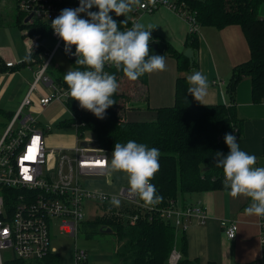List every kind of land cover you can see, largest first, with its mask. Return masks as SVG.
<instances>
[{"label": "trees", "instance_id": "1", "mask_svg": "<svg viewBox=\"0 0 264 264\" xmlns=\"http://www.w3.org/2000/svg\"><path fill=\"white\" fill-rule=\"evenodd\" d=\"M139 1H94L87 21L93 39L92 54L69 61L73 73L68 79L58 75L53 79L69 88L64 105L70 115L62 122L75 123L78 134L91 132L96 146L105 151L135 152L138 183L147 180L150 186V194L146 196L140 192L139 198L154 207H164L170 199L187 204L185 195L204 190L249 187L248 180L239 172L232 149L233 139L240 133L234 94L236 84L245 76L250 80L252 100L264 99V19L257 14L264 0H184L194 13L197 26L217 29L238 26L249 56L232 67L223 85L225 104L192 103L186 77L178 75L174 82L173 103L151 110L153 115L148 121L126 119L124 115L133 107L146 109L145 87L152 63L166 54L174 59L178 73L195 67L196 63L192 59L189 65L182 52L147 29L137 24L130 27L128 17ZM13 13L17 14L15 10ZM5 16L0 12V23L15 22ZM18 19L17 14L15 24L22 29ZM33 32L29 29L27 34ZM42 33V37L47 36L45 30ZM195 33L188 32L184 44L191 50L197 46ZM100 56L114 58L116 63L102 65L95 73L82 76L87 64L91 60L96 62ZM0 117L7 121L11 115L0 109ZM262 147L264 152V140ZM230 171L237 173L232 187L222 180ZM101 207L102 213L89 227L92 231H99L101 227L111 229L110 233L118 242L113 264H166L172 248L180 254L175 264H196L185 256L183 233L175 234L172 224L152 210L132 209L137 218L133 224H128L115 215L113 206L108 208L102 203ZM4 264H57V256L47 254L37 262L11 258ZM251 264H258L257 260Z\"/></svg>", "mask_w": 264, "mask_h": 264}, {"label": "built area", "instance_id": "2", "mask_svg": "<svg viewBox=\"0 0 264 264\" xmlns=\"http://www.w3.org/2000/svg\"><path fill=\"white\" fill-rule=\"evenodd\" d=\"M94 1L12 0L19 22L23 25L28 57L33 60L40 58L39 53L44 49L47 38L53 42V46L45 51V58L40 59L28 92L0 134V264L11 258L37 262L47 254H55L51 247L54 231L75 236L82 222L83 202L90 198L101 201L108 208L113 206L115 215L124 218L128 224H133L137 218V213L132 209L139 212L152 210L154 214L169 221L174 229L181 231L188 226L191 217L197 216L201 223L207 218L199 201L180 204L170 199L166 206L160 208L142 202L140 192L146 196L150 194L147 180L137 183L136 187L124 186L116 194L86 190L83 180L106 174L107 151L96 146L92 139L90 145H87L85 139L84 143H77L71 148H48L43 140V133L48 128H38L30 115L21 116L22 109L31 104L42 110L52 101L65 103L69 88L53 81L46 75V71L58 50L69 61L79 60L84 54H92L93 39L87 21ZM159 7H165L186 20L188 31L196 32L194 13L184 0H140L133 6L128 17L130 27L136 24L135 16L138 13H151ZM29 29L36 34H27ZM43 30L48 36L42 37ZM109 63L115 64V59L100 56L96 62L91 60L88 67L83 69L82 76L95 73L97 68L102 65L106 67ZM4 65L11 67L14 64L9 60ZM101 72L105 74V71ZM37 84L46 85L48 91L32 99L31 94ZM16 120H19V124L15 126ZM239 172L243 173L241 170ZM236 176V172L230 171L223 175L222 180L226 186L232 187ZM249 188L258 202L257 224L261 254L256 260L262 264L264 185L251 181ZM219 226L226 238L232 239L235 236V222L219 219ZM3 250L9 251V257L1 256ZM179 258V252L172 248L166 264H175ZM73 260L74 264H85L86 252L75 247Z\"/></svg>", "mask_w": 264, "mask_h": 264}, {"label": "crops", "instance_id": "3", "mask_svg": "<svg viewBox=\"0 0 264 264\" xmlns=\"http://www.w3.org/2000/svg\"><path fill=\"white\" fill-rule=\"evenodd\" d=\"M257 14L264 19V1L260 3ZM135 20L139 27L160 37L176 51L183 52L189 48L184 45L189 32L186 20L169 9L159 7L151 13H138ZM15 22L6 20L0 23V109L11 116L28 92L33 81V72L41 59L36 57L33 60L28 57L24 37L19 31L21 28ZM195 34L197 46L191 51L196 66L178 73L174 59L162 54L152 63L147 72L145 88L148 108L146 106V109H143L144 107L130 108L125 112L126 119L148 121L153 115L151 110L170 106L173 103L174 82L178 75L186 77L192 103L212 105L227 102L223 85L229 78L232 67L246 61L249 56L244 35L236 25H227L219 29L212 26H197ZM9 60L14 65L6 67L4 63ZM48 75L55 79L54 73L52 76L49 73ZM37 86L41 96L48 91L46 85H35L31 94L35 99L34 93ZM234 100L236 115L240 121V133L233 139V152L246 180L264 185L262 147L264 99L258 102L252 100L250 80L244 76L235 86ZM50 103L40 111L48 109ZM64 108L66 109L65 105ZM23 110L24 108L22 112ZM67 113L69 114L68 111ZM61 121L63 119L59 121V124ZM0 122L1 126L4 122L2 126L4 128L8 120L1 118ZM69 125L75 130L73 142L64 147H57L71 148L84 140L82 139L84 132L78 134L75 123L70 122ZM88 133L94 140V135L91 132ZM106 159V174L83 180V187L86 190L115 194L120 188L131 185L133 182L137 186L139 178L135 152L107 151ZM195 201L201 202L205 209L207 215L205 222L201 223L197 216H193L183 231L174 229L175 234L182 232L184 235L185 256L189 260H195L196 264H208V262L251 264L259 259L261 250L258 241V202L253 198L249 187L241 186L235 190L231 188L204 190L185 195L186 203ZM219 219H228L236 223L237 229L232 239L226 238L222 232Z\"/></svg>", "mask_w": 264, "mask_h": 264}, {"label": "rangeland", "instance_id": "4", "mask_svg": "<svg viewBox=\"0 0 264 264\" xmlns=\"http://www.w3.org/2000/svg\"><path fill=\"white\" fill-rule=\"evenodd\" d=\"M12 0H0V12L5 14V17L12 18L16 21L17 14L13 13L15 8L12 4ZM16 11V10H15ZM16 18V19H15ZM19 24V22H17ZM23 34L24 29L19 30ZM39 32L41 30L38 29ZM36 32L31 33L35 35ZM48 36V35H47ZM53 46V42L47 38L45 42L44 49L41 50L39 56L43 60L45 58V51L50 50ZM36 70V69H35ZM51 76L53 73L61 77L71 76L73 73V68L68 59H66L63 54L58 50L54 53L50 64L49 69L46 71ZM48 73H46L47 76ZM50 77V76H49ZM51 78V77H50ZM37 86L35 90L36 99L41 96L40 90ZM35 99L33 96H31ZM139 104H136L138 106ZM21 116L30 115L34 120L35 125L42 129L46 130L43 133L44 144L48 148L57 147V146H66L73 142L75 137L74 128L61 121L69 117L64 105L60 102H51L49 108L40 111L34 104L24 107ZM1 120V117H0ZM19 120H16L15 126L18 125ZM3 128L0 125V134ZM91 135L88 132L83 133V138L86 139L87 145L91 144ZM84 140L78 143H84ZM102 178V177H101ZM102 180V179H97ZM84 183V181H83ZM86 183V182H85ZM136 184L133 182L129 187H134ZM125 186V187H128ZM136 187V186H135ZM109 192V191H104ZM103 194H112V193H103ZM116 194V193H115ZM193 196H191L192 198ZM102 202L97 199H87L83 202L82 207V222L78 225L75 236L62 235L54 231L51 247L54 249L57 256V264H74L73 252L74 248H81L86 252V261L85 264H113V252L118 246V242L112 233H104L100 231H92L89 227L90 222L94 221L95 217L102 213L101 207ZM106 212H104V215ZM3 258L9 257V251L3 250L1 252ZM264 264V259L262 261Z\"/></svg>", "mask_w": 264, "mask_h": 264}, {"label": "water", "instance_id": "5", "mask_svg": "<svg viewBox=\"0 0 264 264\" xmlns=\"http://www.w3.org/2000/svg\"><path fill=\"white\" fill-rule=\"evenodd\" d=\"M183 56L189 61V64L191 63L192 60V51L190 48H186L183 52H182ZM100 232H104V233H110L111 229L108 227H101L99 228Z\"/></svg>", "mask_w": 264, "mask_h": 264}]
</instances>
